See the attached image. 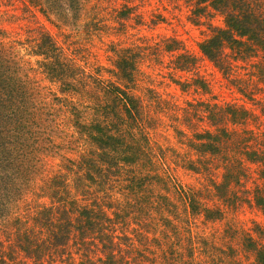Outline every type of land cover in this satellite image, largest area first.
Instances as JSON below:
<instances>
[{
	"label": "trees",
	"instance_id": "obj_1",
	"mask_svg": "<svg viewBox=\"0 0 264 264\" xmlns=\"http://www.w3.org/2000/svg\"><path fill=\"white\" fill-rule=\"evenodd\" d=\"M186 1L192 20L211 31L199 44L202 56L241 83L239 92L264 116L257 96L264 85V0ZM23 2L24 12L35 7L62 28L75 29L86 10L84 0ZM121 4L114 16L120 26L145 20L128 0ZM1 6L0 264H264V222L247 229L227 221L218 242L192 221H224L227 209L244 203L264 213V127L251 126L258 116L216 96L183 107L151 87L138 92L142 60L166 54L175 69L195 72L178 82L184 90L211 92L200 56L179 38L162 36L146 47L112 44L113 67L106 68L38 18L25 37L12 36L3 23L22 16ZM102 10L93 6L91 28L107 27ZM240 61L258 67L251 72L258 83L237 78ZM171 137L189 150L179 151ZM178 167L206 171L210 183L187 186Z\"/></svg>",
	"mask_w": 264,
	"mask_h": 264
},
{
	"label": "rangeland",
	"instance_id": "obj_2",
	"mask_svg": "<svg viewBox=\"0 0 264 264\" xmlns=\"http://www.w3.org/2000/svg\"><path fill=\"white\" fill-rule=\"evenodd\" d=\"M23 1L0 0L2 10L14 9L15 11H11V13L16 12L18 16H22L21 19L14 22L3 23V26L9 29L12 36L16 38L25 37L26 27L37 25L36 18H38L60 41L66 39L65 34H62L64 32L83 44L90 63L104 65L106 68L113 67L112 60L114 53L111 51V48L114 43H118L123 47L134 45L146 47L158 42L162 36H175L179 38L190 51L200 56L199 73L208 79L212 87L211 92L195 91L193 87L184 90L178 82L190 81L196 74L194 71L187 72L175 69L174 65L170 63L171 57L169 54L162 55L161 61L148 59L149 57H145L142 60L141 71L143 73H140L138 92H143L145 88L151 87L167 100L176 102L183 107L186 106L188 101L195 98H213L216 96L220 102H234L238 105L246 106L252 110L255 116H258L256 122H251V126L257 124L264 127V116H262L258 105L239 92L238 88L241 86V83L237 82V80L233 83L226 79L213 62L202 56L199 44L209 36L211 31L206 23L200 24L192 20L191 10L186 0H128V3L136 6L137 13L141 14V18L144 17L145 20H142V23H137L135 19H131L125 27L120 26V23L114 16L118 13L116 10H120L123 7L121 3L126 2V0H84L86 10L75 29L73 27L62 28L55 26L43 17L35 7L31 12H24L25 3ZM97 3L103 7L100 17L102 20H105L104 22L107 27L96 29L91 28L88 23L91 21L92 8ZM159 14H162L164 19L154 24L153 22ZM213 21L215 24H223L220 16H216ZM122 28H125V30H122ZM72 32L73 34H71ZM239 64L240 66L236 71L239 74V76H237L238 74L236 75L237 78H243L247 82L248 79L251 82L254 80L258 83L257 74L254 77L251 76V72L254 69L258 70V67H253L252 63L245 61H240ZM106 74L109 75V73ZM261 86L263 89H258L260 92L257 96L264 98V85L262 84ZM170 133L173 134L172 132ZM171 141L182 153H186L189 150L186 145L177 143L175 138L171 137ZM72 152L69 153V156L76 157L77 153L73 150ZM60 160L58 157L54 163H60ZM175 171L178 178L187 186L205 189L210 183L206 171L196 173L182 167L176 168ZM249 185H252V183L249 182ZM210 204L212 205L211 202ZM227 211L228 217L224 221L205 223L200 218L192 219L195 224L194 229L200 232L201 235L221 242L226 225L228 226L226 224L227 221L237 222V225L245 226L247 229L253 228L255 221L264 222V213L247 203H244L237 211H233L232 209H227Z\"/></svg>",
	"mask_w": 264,
	"mask_h": 264
}]
</instances>
